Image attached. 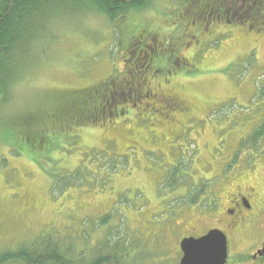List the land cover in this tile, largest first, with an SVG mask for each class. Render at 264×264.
Instances as JSON below:
<instances>
[{
    "label": "rangeland",
    "instance_id": "374dc122",
    "mask_svg": "<svg viewBox=\"0 0 264 264\" xmlns=\"http://www.w3.org/2000/svg\"><path fill=\"white\" fill-rule=\"evenodd\" d=\"M61 3L52 15L34 20L38 28L13 52L15 76L0 95L1 248L49 232L74 235L82 217L88 229L94 216L84 218L74 210L79 206L92 214L105 210L122 243V235L141 239L151 226L169 222L164 208L172 219L173 208L188 204L182 197L190 191L161 184L173 162L192 180L204 178L195 188L210 184L225 164L216 156L214 175H203L200 170L213 160L205 144L213 156L217 141L241 143L242 149L262 125L264 46L240 30L254 13L235 21L229 0H150L116 21ZM96 83L103 87L81 93ZM144 89L152 96H144ZM154 93L177 96L188 111L166 107ZM180 131L182 137H172ZM245 153H235L225 172L236 165L248 174L251 155ZM71 170L79 173L77 186L53 196L52 176ZM174 178L171 186L181 183L180 175ZM241 180L255 182L251 176ZM230 190L221 191L222 201ZM220 208L207 210L214 218H187L209 224Z\"/></svg>",
    "mask_w": 264,
    "mask_h": 264
},
{
    "label": "trees",
    "instance_id": "16d2710c",
    "mask_svg": "<svg viewBox=\"0 0 264 264\" xmlns=\"http://www.w3.org/2000/svg\"><path fill=\"white\" fill-rule=\"evenodd\" d=\"M62 1L75 6L77 11H92L105 15L111 20L117 21L120 18V21L125 13L131 10L143 9L148 5L150 0H0V95L8 86L9 78L15 76L14 73L16 69L9 63L13 52L19 50L21 45L27 42L31 34L34 33L36 28H38V25L34 20L38 17L47 18L49 15H52L55 10H51V8L55 5L62 4ZM22 64L25 65L27 63ZM110 78L107 77V80L105 79L104 81L108 82ZM102 87V85L96 83L89 89L81 91V93ZM261 88L262 95H264V84H262ZM95 92L100 91L97 89ZM81 93H75V95ZM127 111L128 109L122 108L123 113ZM90 117L92 116H87L88 119H90ZM151 120H153L150 121L152 124L157 125L153 118ZM262 123H264V121ZM159 129H157L158 132L162 133L163 131H160ZM184 133L185 131H180L175 136L172 135V137L179 138V136L182 137ZM260 138H262V125L254 128L250 137L245 139L246 149L249 150L248 153L251 156L257 155L255 150L260 148V145H258ZM14 141L15 143L12 148L17 150L16 145L17 142L20 141L17 135L14 137ZM249 143H252L253 145L250 147V145H248ZM205 146V151H212L211 157L213 159L216 156L219 158H226L232 155L230 151L221 150L219 146L217 155L213 156V147H208L206 144ZM231 159L232 157L230 160ZM227 161L228 160L224 162L225 167L219 170V173L217 174L218 176H220L225 170H229L231 165ZM178 163L179 161L177 160L170 165L168 169L169 171H166V179H164L161 184L172 188L183 187L184 191L187 189L190 191L191 195L184 196V194L182 197L184 200H189L188 204L184 205L183 203H179L177 207L171 210L176 213L175 216L172 217L173 219L180 217L187 218V216L190 215L201 214L202 210H206L207 207L212 204V202L209 201L212 198V191L208 186L209 182H205L201 186L195 188L194 186H196L198 179L195 181L192 180V178L188 176V173L183 175V171H179ZM215 172L216 170L214 173ZM179 175L181 183L176 186H171L172 184H177L176 178L174 177ZM170 177L173 180L168 182ZM75 179L76 182H73ZM79 180L80 178L77 170H75V172L74 170L64 172L61 176L54 175L52 176L50 186L51 194L54 196L55 192H57L56 196H59L63 193L69 192L70 190L68 188L77 186L76 183ZM193 188H195V190H192L191 192V189ZM179 197L174 201L181 202L178 199ZM77 204L82 205L81 202H76V205ZM79 207L82 208L81 206ZM80 208L76 207L74 210L83 214L84 218H86V215L88 214L94 216V221L91 222L90 226L92 229L90 227L88 229L86 228V223H82V217L80 224L74 226V229L76 230L74 235L56 236L49 232L41 235L39 234V236L31 240H21V243L18 244L19 246L16 248H13V246H10L9 244L3 248L0 246V264H15L16 262H19L20 264H120V262L121 264H125V261H127L126 257L129 255L126 246L131 243L132 245L135 244V240L130 236L126 237V235H122L121 237L125 241V243H122V240L119 237L120 235L117 233L118 230L113 232L112 228L114 226L107 225L108 219L103 215L105 210H103L101 214H92L89 213L91 209L87 210L88 212H85L84 210L82 211L83 208ZM155 208L162 209L163 207ZM164 210L170 212L169 208H164ZM166 216L168 215L166 214ZM201 221H203V219H199L197 226L205 225L200 223ZM117 227L119 228V226ZM96 229L101 230L99 235L91 233ZM67 230H72V228L67 227ZM100 236L101 238H98ZM1 241L2 240L0 239V242Z\"/></svg>",
    "mask_w": 264,
    "mask_h": 264
},
{
    "label": "flooded vegetation",
    "instance_id": "af4514ba",
    "mask_svg": "<svg viewBox=\"0 0 264 264\" xmlns=\"http://www.w3.org/2000/svg\"><path fill=\"white\" fill-rule=\"evenodd\" d=\"M237 2V5H235ZM220 8H225L220 5ZM232 8L237 19L235 21H245L251 18V13L255 16L253 22L246 27H241L243 36L247 33H253V41L259 43L262 41L264 46V0H229L227 9ZM242 11V13H240ZM262 13L261 16L259 14ZM218 24V23H217ZM216 24V25H217ZM204 30L208 31V24L204 26ZM193 38L197 35L193 34ZM196 42H199L196 39ZM256 49V48H255ZM185 59V58H184ZM264 77V71L262 72ZM141 87V86H140ZM144 88V87H141ZM150 90L144 89L143 95L152 96ZM166 107H178L184 111L188 108L180 104V99L172 95H158ZM139 101V100H138ZM264 121V95H262V122ZM250 141V140H249ZM253 145L252 143L248 144ZM260 148L258 161L250 167L249 173L244 170L229 171L222 180V187L218 188L214 197V205L220 206V216L212 221L211 225L205 228L197 226L199 219L192 220L188 218L169 219V222H160L149 228L146 235L139 240L135 239L127 247L128 256L125 264H180L183 255L181 249V240L185 237L192 236L198 238L206 233L209 229L217 228L223 232L225 236L224 244L218 240L219 246H224V254L219 253L220 257L217 264H264V123H262V138L259 139ZM221 150L230 151L244 156V148L240 149L241 143L230 147L227 144L219 145ZM253 151V150H252ZM246 149V155L249 153ZM230 160V159H229ZM228 160V161H229ZM227 161V162H228ZM251 176L254 183L241 179ZM228 183V184H227ZM245 183V184H244ZM244 184L243 186H241ZM231 188L229 194L221 199V191ZM218 200V201H216ZM210 201V200H209ZM225 202V204H224ZM214 205H211L215 209ZM208 216L214 218L210 212ZM140 242V243H138ZM120 246V245H119ZM121 264V262H120Z\"/></svg>",
    "mask_w": 264,
    "mask_h": 264
},
{
    "label": "water",
    "instance_id": "95a60500",
    "mask_svg": "<svg viewBox=\"0 0 264 264\" xmlns=\"http://www.w3.org/2000/svg\"><path fill=\"white\" fill-rule=\"evenodd\" d=\"M219 235L220 231L211 230L199 238H184L181 241L184 255L180 264H217L221 255L214 251L224 254V249L218 246Z\"/></svg>",
    "mask_w": 264,
    "mask_h": 264
}]
</instances>
